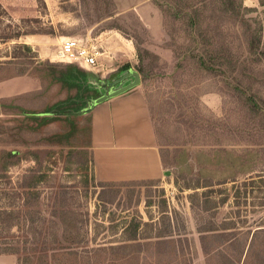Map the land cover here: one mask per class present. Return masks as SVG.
Returning a JSON list of instances; mask_svg holds the SVG:
<instances>
[{
	"label": "rangeland",
	"instance_id": "374dc122",
	"mask_svg": "<svg viewBox=\"0 0 264 264\" xmlns=\"http://www.w3.org/2000/svg\"><path fill=\"white\" fill-rule=\"evenodd\" d=\"M0 2V242L21 248L0 264H264V58L236 26L192 32L155 0ZM67 37L97 64L63 61ZM131 68L166 170L102 182L92 102Z\"/></svg>",
	"mask_w": 264,
	"mask_h": 264
},
{
	"label": "crops",
	"instance_id": "0c3cea01",
	"mask_svg": "<svg viewBox=\"0 0 264 264\" xmlns=\"http://www.w3.org/2000/svg\"><path fill=\"white\" fill-rule=\"evenodd\" d=\"M91 155L102 182L157 179L165 173L162 146L142 88H132L92 110Z\"/></svg>",
	"mask_w": 264,
	"mask_h": 264
},
{
	"label": "trees",
	"instance_id": "16d2710c",
	"mask_svg": "<svg viewBox=\"0 0 264 264\" xmlns=\"http://www.w3.org/2000/svg\"><path fill=\"white\" fill-rule=\"evenodd\" d=\"M155 2L169 15L182 18L189 29L193 30L192 32L198 29L196 27L200 29L206 20L217 22L216 30H220L224 25L236 26V40L239 46L246 47L249 52L256 54L257 62L264 58V0H259L260 6L263 7V16L259 19L248 17L250 12L257 11L258 8L246 5L245 0H155ZM254 22H256L255 25ZM21 35L19 31H13L11 36L3 38H18ZM20 45L29 47L27 44ZM205 63L206 61L201 59V64ZM26 193L27 190H24L23 194ZM0 214L9 215V212L6 209H0ZM6 243L0 242V254L21 253V248L9 247ZM29 259L31 256L24 254L17 264H28Z\"/></svg>",
	"mask_w": 264,
	"mask_h": 264
},
{
	"label": "built area",
	"instance_id": "2783aa9c",
	"mask_svg": "<svg viewBox=\"0 0 264 264\" xmlns=\"http://www.w3.org/2000/svg\"><path fill=\"white\" fill-rule=\"evenodd\" d=\"M93 50L81 44L76 37H67L62 42L60 56L63 61L90 68L97 64V53Z\"/></svg>",
	"mask_w": 264,
	"mask_h": 264
},
{
	"label": "water",
	"instance_id": "95a60500",
	"mask_svg": "<svg viewBox=\"0 0 264 264\" xmlns=\"http://www.w3.org/2000/svg\"><path fill=\"white\" fill-rule=\"evenodd\" d=\"M131 73L134 76V79L132 81H130L127 84H124L116 89H113L111 91H109L108 93H104L102 95H100L99 97H97L96 99H94V101L92 102V106H96L99 105L115 96H118L122 93L127 92L128 90L135 88L137 86H139L141 84V76L139 71L135 70L134 68H131ZM90 106V107H92Z\"/></svg>",
	"mask_w": 264,
	"mask_h": 264
},
{
	"label": "bare ground",
	"instance_id": "6f19581e",
	"mask_svg": "<svg viewBox=\"0 0 264 264\" xmlns=\"http://www.w3.org/2000/svg\"><path fill=\"white\" fill-rule=\"evenodd\" d=\"M41 51H43V48H41V45L37 42V45H36Z\"/></svg>",
	"mask_w": 264,
	"mask_h": 264
}]
</instances>
